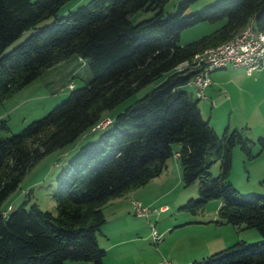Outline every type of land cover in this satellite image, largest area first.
Here are the masks:
<instances>
[{"label":"trees","instance_id":"1","mask_svg":"<svg viewBox=\"0 0 264 264\" xmlns=\"http://www.w3.org/2000/svg\"><path fill=\"white\" fill-rule=\"evenodd\" d=\"M68 0H0V104L47 68L71 55L84 60L91 78L44 115L7 134L0 118V205L22 177L52 151L85 131L95 140L81 144L55 175L54 212L25 200L0 210V264H101L105 251L97 236L105 223L102 207L145 185L165 168L174 153L184 187L197 181V198L179 210L192 214L219 199L216 215L234 227L254 228L260 240L236 241L188 264H264V191L243 195L227 180L231 151L238 145L248 158L251 141L243 127L218 135L202 118L197 100L181 87L195 73L175 70L196 52L227 41L249 20L264 29V0H216L184 13L182 0L163 15L167 0H88L64 15ZM138 11L153 14L135 23ZM52 19L36 27L45 18ZM221 24L196 40L180 43L183 29L198 23ZM34 30L10 50L20 34ZM160 79L142 96L97 127L111 109L145 85ZM261 147L264 141L259 138ZM218 162V173L208 169ZM171 264V263H170Z\"/></svg>","mask_w":264,"mask_h":264},{"label":"rangeland","instance_id":"2","mask_svg":"<svg viewBox=\"0 0 264 264\" xmlns=\"http://www.w3.org/2000/svg\"><path fill=\"white\" fill-rule=\"evenodd\" d=\"M87 1L68 0L58 9L57 16L64 15ZM180 1L182 0H167L162 7L163 15L174 11ZM214 1L216 0H192L187 4L184 13L188 14ZM152 14V11H138L132 14L129 20L135 23ZM51 19L52 17L43 19L36 24V27ZM220 24L221 21L202 22L187 27L181 31L179 41L187 43L196 40L202 35L212 32ZM33 30V28H29L23 31L18 38L5 47L4 52L17 45ZM90 78L91 73L87 64L75 55H71L44 70L37 78L0 104V113H4L2 118L6 120L8 126L7 134L16 133L24 124L44 115L62 101L70 90L84 86ZM209 78L210 82L212 80L213 94L210 97L205 96V98L197 100L202 118L208 120L218 135L225 128L231 129L235 124H239L244 128L243 135L251 141L250 158L242 152L238 145L232 148L231 166L227 180H230L232 186L243 195L262 193L264 191V148L261 147L258 139L262 138L264 141V70L246 75L239 69L226 67L211 71ZM159 80H154L113 108L105 110L101 120L105 116L112 117L123 110L157 84ZM181 88L190 95L191 99H196L192 86L185 84ZM98 133V130L93 132L87 130L73 142L45 155L25 173L18 187L2 202L0 210H6L7 206H10L6 210L8 212L25 200L26 208L32 202H36L40 209L54 212L55 203L52 193L55 190L56 173L81 144L95 140ZM208 172L211 176H216L218 162L212 163ZM170 179L173 182L174 178ZM178 181L179 185L163 196L161 201L155 205H142L135 197L130 200V202L136 200L142 207L149 209L146 217H136L131 210L130 202L127 211L119 216L113 215L115 213L109 204L104 207L103 215L106 222L102 225L101 230L106 233L107 237L97 236L98 245L106 247L110 243H117L118 240H122L121 238H130L131 240L109 250L103 258V264H148L147 262L150 261L148 255L151 257L157 255V250L163 252L165 256L171 257L170 259L190 253L191 259H187L189 261L186 263L188 264L193 260L222 250L236 241L251 243L260 240L261 236L254 228L234 227L220 222L216 215L220 204L219 199L207 201L194 214L179 210L178 206L183 204L187 198H197L195 190L197 181L186 187L182 185L180 178ZM133 191L135 190L130 191L126 196L130 197V193ZM182 198L185 199L178 203ZM161 204L166 205L165 211H159ZM167 226L169 227L166 228ZM151 228L157 233L159 238L157 241H153L150 236ZM165 228L166 230L163 231ZM218 243L219 246L215 247L214 245ZM213 246L217 249L209 251ZM122 247H125L126 250H120ZM164 258L156 264L166 261ZM63 264L93 263L67 260Z\"/></svg>","mask_w":264,"mask_h":264},{"label":"built area","instance_id":"3","mask_svg":"<svg viewBox=\"0 0 264 264\" xmlns=\"http://www.w3.org/2000/svg\"><path fill=\"white\" fill-rule=\"evenodd\" d=\"M242 68L246 74L260 71L264 68V29H256L253 21L248 23L227 41L218 45L207 47L196 52L190 59L175 66V70L192 69L195 71L187 85L195 90L198 99L205 98L204 89L210 84L209 73L220 68ZM109 120L106 118L99 122L97 127L104 126ZM177 153L173 154L177 158ZM131 210L136 217H146L148 208L132 200ZM166 206L159 207V211H165ZM154 211V209H153ZM150 236L153 241L159 238L156 231L151 228ZM158 264H170L169 261H161Z\"/></svg>","mask_w":264,"mask_h":264},{"label":"crops","instance_id":"4","mask_svg":"<svg viewBox=\"0 0 264 264\" xmlns=\"http://www.w3.org/2000/svg\"><path fill=\"white\" fill-rule=\"evenodd\" d=\"M236 69H239V70L245 72L242 68L238 67ZM263 70H264V68H263ZM246 75H250V74H246ZM215 77H216V75H215ZM213 92H214V90L212 89V80H211L210 84L204 89L203 94L206 97H210L213 94ZM2 117H4L3 112L0 113V118H2ZM234 127L240 128L241 126L239 124L238 125L235 124ZM71 149H72V147H71ZM172 177L174 178V179H172L173 182H171V179H170ZM178 178H180V167L178 164V160H177V158L171 157V158L167 159V161L165 162V168L162 170V172L158 176L149 180L144 185V187L141 186V188L139 187L138 189H135V191L130 193L131 198L128 197V195L126 196V194H125L122 197L109 200L108 202H106L103 205L102 211H103L104 207H107V204H109L110 206H112L113 212L115 213L113 215H116V216L122 215L124 212L127 211V206H129V202L133 197H135V199H137L142 205L143 204L148 205V206L155 205L156 203H159V201H161L163 196L167 195L169 192H171L174 188H176L179 185ZM228 181L230 183H232L230 180H228ZM184 199L185 198H182V200L179 201L178 203H181ZM161 206H166V205L161 204ZM9 208H10V206H7L6 210ZM6 210H2L3 213H6ZM168 227L169 226H167L166 228H168ZM166 228L163 229V231L166 230ZM98 236L99 237H102V236L107 237L106 233L102 230L98 234ZM121 239L122 240H118L117 243H110L106 247L101 246L105 251L104 257L107 255V252L109 250H111L114 246H122L125 244V241L131 240L130 238H126V239L121 238ZM97 242H98V239H97ZM214 246L218 247L219 243L214 245ZM214 246H213V248H211L212 250H209V251H214V249H217V248H214ZM120 250L125 251L126 248L122 247V248H120ZM148 258L150 260L147 262L148 264H156L162 258L166 259L171 264H186L189 261L187 259L190 258V253L188 255H182L179 258L172 257V259H170L171 257H167L164 255L163 252L157 250V255H154L152 257H151V255H148ZM102 261H103V259H102ZM118 261H119V259H118ZM101 264H103V263H101Z\"/></svg>","mask_w":264,"mask_h":264}]
</instances>
